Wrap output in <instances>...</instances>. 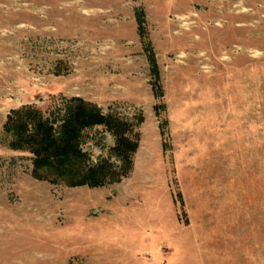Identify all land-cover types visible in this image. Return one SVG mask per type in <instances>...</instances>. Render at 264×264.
<instances>
[{
  "label": "rangeland",
  "instance_id": "1",
  "mask_svg": "<svg viewBox=\"0 0 264 264\" xmlns=\"http://www.w3.org/2000/svg\"><path fill=\"white\" fill-rule=\"evenodd\" d=\"M73 98L138 142L120 182L12 148L15 112ZM116 142L85 131L87 165L121 168ZM0 264H264V0H0Z\"/></svg>",
  "mask_w": 264,
  "mask_h": 264
},
{
  "label": "trees",
  "instance_id": "2",
  "mask_svg": "<svg viewBox=\"0 0 264 264\" xmlns=\"http://www.w3.org/2000/svg\"><path fill=\"white\" fill-rule=\"evenodd\" d=\"M141 39L143 15L137 16ZM155 78L159 77L156 62L150 60ZM27 110V111H26ZM11 116L7 131L13 136L12 148L26 149L34 155V177L39 181L65 183L69 187L103 188L120 182L132 168L131 156L138 149V142L126 138L129 126L111 116H104L101 110L81 98L65 101L64 116L55 128V123L38 111L26 109ZM105 126L117 138V156L123 165L115 169L102 160L89 166L88 154L81 146L85 131Z\"/></svg>",
  "mask_w": 264,
  "mask_h": 264
}]
</instances>
